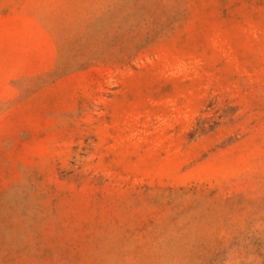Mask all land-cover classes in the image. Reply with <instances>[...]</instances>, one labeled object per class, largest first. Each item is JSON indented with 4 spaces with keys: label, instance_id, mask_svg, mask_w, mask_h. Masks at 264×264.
I'll return each instance as SVG.
<instances>
[{
    "label": "rangeland",
    "instance_id": "1",
    "mask_svg": "<svg viewBox=\"0 0 264 264\" xmlns=\"http://www.w3.org/2000/svg\"><path fill=\"white\" fill-rule=\"evenodd\" d=\"M0 264H264V0H0Z\"/></svg>",
    "mask_w": 264,
    "mask_h": 264
}]
</instances>
